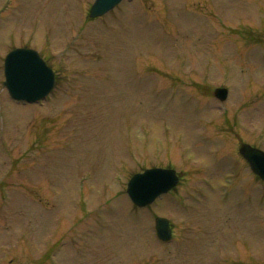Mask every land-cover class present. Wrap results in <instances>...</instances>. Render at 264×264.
<instances>
[{"label":"rangeland","instance_id":"1","mask_svg":"<svg viewBox=\"0 0 264 264\" xmlns=\"http://www.w3.org/2000/svg\"><path fill=\"white\" fill-rule=\"evenodd\" d=\"M91 1L9 0L0 15V57L26 44L59 71L52 102L20 105L0 90L14 152L2 157L0 147V171L9 170L0 185L13 199L11 213L0 200V264H264V185L237 148H264L262 3L166 0L164 17L162 0H130L90 22ZM219 80L233 89L221 105L208 86ZM154 165L175 167L181 183L135 210L125 182ZM107 198L111 209L96 213ZM157 215L172 222L168 243L156 237Z\"/></svg>","mask_w":264,"mask_h":264},{"label":"water","instance_id":"2","mask_svg":"<svg viewBox=\"0 0 264 264\" xmlns=\"http://www.w3.org/2000/svg\"><path fill=\"white\" fill-rule=\"evenodd\" d=\"M114 2V1H110ZM13 62L15 61L14 58H11ZM48 87V85H46ZM46 86H42L41 89L37 92L44 91L46 89ZM45 87V88H44ZM32 98H26L29 100H32ZM241 153L244 156L251 157L255 160L260 166L264 168V156H262L260 153H258L257 150L254 148L247 147L243 145L241 147ZM254 162V163H255ZM161 172L155 171H146L144 175H135V177L130 181L128 191H130L134 197V202L139 203L141 205L146 204V202L150 201L153 197L154 193V186L159 185L162 186V176ZM157 224H158V230L160 237L162 239H168L170 236V231L168 227V221L162 218H157Z\"/></svg>","mask_w":264,"mask_h":264}]
</instances>
